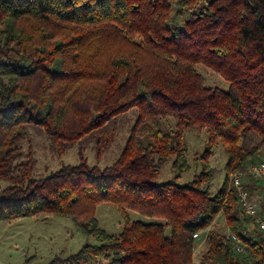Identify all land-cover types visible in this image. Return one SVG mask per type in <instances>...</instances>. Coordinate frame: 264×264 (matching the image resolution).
I'll return each mask as SVG.
<instances>
[{
  "label": "trees",
  "instance_id": "obj_1",
  "mask_svg": "<svg viewBox=\"0 0 264 264\" xmlns=\"http://www.w3.org/2000/svg\"><path fill=\"white\" fill-rule=\"evenodd\" d=\"M197 65L228 89L207 87ZM131 109L136 120L109 166H89L79 152L77 164L35 178L31 160L16 164L34 128L59 154L94 140L99 158L109 140L98 132ZM189 129L206 135L202 169L178 185ZM219 145L225 178L211 193L207 161ZM263 149L264 0H0V221L70 218L96 242L48 264H193L196 233L207 244L201 264H264L262 234H243L249 220L228 188ZM166 161L174 176L157 183ZM100 204L121 215L119 233L98 228ZM218 215L247 261L209 229Z\"/></svg>",
  "mask_w": 264,
  "mask_h": 264
},
{
  "label": "rangeland",
  "instance_id": "obj_2",
  "mask_svg": "<svg viewBox=\"0 0 264 264\" xmlns=\"http://www.w3.org/2000/svg\"><path fill=\"white\" fill-rule=\"evenodd\" d=\"M188 14L173 17L172 23L181 26ZM197 73L203 78L207 87L219 88L226 91L228 83L210 69L197 65ZM136 110L119 115L105 128L98 132L102 140H109L106 151L96 157V144L94 140L83 139L70 145L65 152L58 153L50 140L38 129H30L27 137L21 143V157L16 161L18 166L33 163L32 176L44 178L57 171L63 165H75L79 162L78 153L87 161L89 166L104 168L111 165L120 155L128 138L129 132L136 120ZM187 146L186 160L189 165L179 179L178 185H186L194 176L201 172L200 156L205 149L206 135L204 130L189 129L185 134ZM264 159V149L247 165L257 163ZM227 156L219 145L208 158V166L213 169L210 184L211 193L217 192L224 178V165ZM246 165V166H247ZM174 176L171 161L160 165V173L157 183H165ZM245 185L250 187V195L253 200L261 201L264 196V179L259 181L244 178ZM8 184L0 181V188ZM131 220L153 221L133 211H129ZM264 217V213H262ZM99 229L109 234H117L122 227V217L113 206L100 204L94 214ZM211 231L227 235L228 230L223 215H218L209 228ZM252 232V231H251ZM93 238L87 237L75 225L70 218L59 216L24 217L10 221H0V264H48L55 256L67 257L78 252L85 245H94ZM193 253V264H201V256L207 248L205 237L201 236L196 242ZM242 261H247L245 252L240 255Z\"/></svg>",
  "mask_w": 264,
  "mask_h": 264
},
{
  "label": "built area",
  "instance_id": "obj_3",
  "mask_svg": "<svg viewBox=\"0 0 264 264\" xmlns=\"http://www.w3.org/2000/svg\"><path fill=\"white\" fill-rule=\"evenodd\" d=\"M244 178H250L254 181L264 179V159L257 163L245 166L228 176V188L235 194L237 206L243 218L249 220L246 232H259L264 239V217L261 214V204L264 203V196L261 201L253 200L250 195V187L245 185ZM200 233L194 234L193 238L199 240ZM230 243L232 252L238 255L245 253V248L240 241L239 235L228 232L226 235Z\"/></svg>",
  "mask_w": 264,
  "mask_h": 264
},
{
  "label": "bare ground",
  "instance_id": "obj_4",
  "mask_svg": "<svg viewBox=\"0 0 264 264\" xmlns=\"http://www.w3.org/2000/svg\"><path fill=\"white\" fill-rule=\"evenodd\" d=\"M229 232V231H228Z\"/></svg>",
  "mask_w": 264,
  "mask_h": 264
}]
</instances>
